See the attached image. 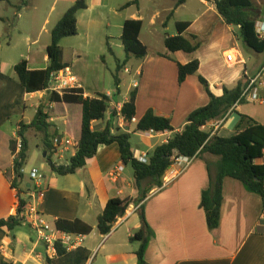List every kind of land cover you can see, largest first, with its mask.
<instances>
[{"label":"crops","instance_id":"0c3cea01","mask_svg":"<svg viewBox=\"0 0 264 264\" xmlns=\"http://www.w3.org/2000/svg\"><path fill=\"white\" fill-rule=\"evenodd\" d=\"M130 1L132 0H122L118 5H113L110 0H86L87 9L78 13L77 26L78 34L84 30L88 46L83 51L75 50L76 58L69 69L82 84L85 97L94 98L98 94H107L111 98L110 109L105 119L94 122L92 128L97 131L109 128L114 136L121 133H129L135 137L141 135L143 144L141 147L136 145L133 147L132 137L130 139L131 150L135 158L139 159L141 155L149 156L156 146L167 143L174 134L184 130L190 114L209 103L210 97L205 86L200 82L199 76L206 79L212 93L220 97L224 93V87L233 89L246 77L257 75L264 65V59L260 61L257 58L259 53L244 45L239 35V28L228 25L224 21L215 7V0H185V3L180 5L177 0H141L138 5H132L126 8V12H122L123 7ZM165 1L172 3L174 7L161 10V2ZM145 2L153 5L152 26H156L157 21L166 12L168 15L167 21L163 23L164 27H167L168 22L174 17L176 26L178 22L189 23L190 26L183 35L187 39L196 36V42L201 44L199 50L193 54H186L184 51L169 53L168 50L167 52H150L149 47L142 42L140 34V41L148 48L147 56L138 59L136 56L127 57L126 55L121 61L116 57L113 43L109 40L114 36H106L105 48L111 56H114V63L110 64L105 55V49L102 47L95 50L96 54L91 63L89 60L90 48H93L91 32L97 31L100 25L108 22L106 35H115L114 33L109 34L112 25L111 18H116L118 22L114 26V31L118 34L120 30V40L126 21L140 20L145 27V21L141 15V7ZM74 4L72 3L63 10L58 22ZM259 9L261 12L259 23H264V4H259ZM177 34L178 32L168 36ZM68 39L64 38L61 41L63 47V42ZM40 43L39 35L29 46L30 53L24 59L28 61L30 70H46L49 66L47 55L49 46L39 49ZM118 47H123V44ZM230 52L235 55L236 62L227 61L226 55ZM79 54L82 55L79 56ZM253 55L257 57L253 59ZM193 60H198L200 63L199 73L189 76L186 81L179 84L178 64L187 65ZM125 61L127 64L124 72L131 75L133 85L129 87L126 97L120 100L121 85L118 92L111 89L104 90L100 88V84L113 77L114 71L116 72L118 68L117 62L122 64ZM16 65H6L7 72L0 70V219H8L16 215L19 207L18 191L12 185L15 174L11 141L18 138L17 130L20 123L28 125L32 122L37 114L38 106L47 99L48 95L45 91L28 94L19 83L16 72H9ZM128 69L130 72H127ZM89 81L97 85L93 93L85 87ZM135 88L138 94L135 117L137 122L148 110L152 109L160 117L171 120L173 131L161 134L136 133V123L124 122L125 120L118 115L116 108L122 107L128 101ZM61 105H64L66 110L63 116L65 118L63 132H60L56 125L60 117L55 114V108ZM70 111L75 113L78 123L76 131L71 127ZM49 115L51 125L49 135H55L50 138L51 140L61 133H65L72 139H80L81 106L53 104ZM242 115L251 117L257 123L264 125V104L242 103L224 117V123L216 132V136L233 137ZM212 124V122L207 124L205 129L210 131ZM25 137L28 140V148L30 139L34 138L37 141L40 139L39 144L45 150V134L28 129ZM74 155L75 149L70 159ZM63 158L64 156L60 157V159ZM217 160V157L204 154L196 158L191 167L177 178L173 177V173L168 170L165 174L169 183L165 189L159 193L153 190L141 204L133 202L123 218L121 227L117 229L116 225L112 233L107 236L100 234L97 222L108 201L113 198L135 201L138 198L133 172L125 175L128 165L121 160L118 145L99 146L96 156L74 175L65 177L57 175L51 171L49 167L51 163H48L47 168L52 177L49 181L47 178L44 179L48 185L44 182L41 190L43 193L39 201L41 214L52 223H56L58 219L69 222L80 220L90 226L92 232L86 235L87 244L88 239L95 236L96 230L98 232L92 243L85 244L83 248L69 253L64 258L58 257L52 260L51 264H61L62 261H65L63 264H67L66 262L70 259L85 260L84 264H89L93 258L94 249L96 250L104 240L103 247L106 244L108 246L102 262L137 264L136 252L140 244L136 242V246L129 239L141 229L140 216L143 211L148 225L155 233L147 248V264H264L263 202L260 195L248 191L240 181L229 177L225 179L220 226L213 231L207 227L206 215L200 206L201 194L208 189L210 183L207 164L214 165ZM69 163L70 160L66 165ZM257 164H264V157L257 161ZM120 167H123V170L118 173ZM23 175L24 178L20 181L19 188L23 191V199L27 201L29 192L25 190V187L31 188L33 183L30 179H26L25 172ZM58 176L65 179L66 184H63ZM91 218L93 222L88 220ZM122 227H124L123 230H121ZM100 237L104 239L96 244ZM5 260L13 264H48L49 258L46 247L38 244L33 229L28 225H23L15 232L0 228V264Z\"/></svg>","mask_w":264,"mask_h":264},{"label":"trees","instance_id":"16d2710c","mask_svg":"<svg viewBox=\"0 0 264 264\" xmlns=\"http://www.w3.org/2000/svg\"><path fill=\"white\" fill-rule=\"evenodd\" d=\"M6 0H0L4 2ZM30 0H21L18 7L20 11L26 8ZM141 0H132L127 3L123 9L132 5H138ZM178 5L185 3V0H177ZM258 0H215V7L228 25L239 28V35L244 45L259 54L264 53V39H260L257 33V22L260 21V9L257 7ZM260 1V0H259ZM264 1V0H263ZM87 9L86 0H77L75 4L66 11L61 20L51 31V44L47 48L49 66L46 70H30L27 60H23L15 66L19 83L28 94L46 91L53 73L71 67V63L65 57V49L61 45L64 38H72L78 35V13ZM190 24L187 22L177 23V32L175 36L165 37V47L169 53L184 51L186 54L197 52L201 46L196 42L197 37L191 36L187 39L183 33ZM143 22L140 20H128L123 26L121 42L127 57L133 55L138 59L147 56L148 48L140 41V34ZM110 51V49H109ZM169 58L168 56H163ZM127 62H117L118 68L113 73V78L117 91L120 90L121 73ZM200 63L193 60L189 64H178V82L182 84L189 76L199 73ZM202 85L210 97L209 103L198 108L188 117V123L184 130L173 135L167 143L156 146L149 155L148 163H142L135 158L131 150L130 139L132 134L121 133L112 135L109 128L103 131H97L92 128L94 122L104 120L110 109L111 98L107 94H98L94 98L85 97L82 89L68 90L62 94L51 93L47 99L38 106L37 114L28 125L19 124L17 130L18 137L22 138V149L18 157L14 160V174L12 180L13 187L18 191L19 207L16 215L8 219H0V228H7L10 232H15L18 228L25 225L23 213L26 209V200L23 199V191L19 188L20 181L24 178L23 169L28 161V144L25 132L28 129H34L45 134V151L52 172L69 176L74 175L79 169L87 165L90 159H93L101 145L117 144L121 154V160L126 165H131L133 170L135 187L138 198L132 199L113 198L108 201L102 215L98 217L97 227L102 236L112 233V230L118 219L126 216L130 205L135 202L141 204L149 194L156 188L163 187V178L167 170L173 164L174 158L183 157H202L204 154L217 157L214 165L208 166L209 187L201 194V208L206 215V224L210 231L216 230L220 226L222 217L221 208L224 195V181L227 177L240 181L244 187L257 195H260L264 207V164H257V161L264 157V125L257 123L253 118L242 115L241 122L237 126L236 134L233 137L224 138L211 136L210 131L205 129L206 125L223 119L234 105L240 100L243 90L246 86V79L239 82L236 87H224V93L218 97L214 95L206 79L199 76ZM137 89L135 88L124 103L120 115L126 123H131L137 115L136 98ZM243 102H241L242 104ZM53 104L79 105L82 107L81 137L76 140L75 155L70 159L69 165L57 164L51 160L50 154L51 142L49 130V111ZM171 120L160 117L152 109L148 110L143 118L138 121L135 132L145 133L153 131L155 133H165L173 131ZM16 139L11 141V148L15 151ZM30 188L25 187L29 192ZM143 209V205H141ZM144 211L142 212V227L132 236L130 242L139 243V249L136 252L138 258L137 264H147L146 252L150 241L155 233L148 225ZM56 226L59 230L66 233H85L90 235L92 228L80 220L74 222L58 219ZM69 253L58 248V257L64 258ZM52 259L48 260L51 264ZM2 264H13L7 260Z\"/></svg>","mask_w":264,"mask_h":264},{"label":"rangeland","instance_id":"374dc122","mask_svg":"<svg viewBox=\"0 0 264 264\" xmlns=\"http://www.w3.org/2000/svg\"><path fill=\"white\" fill-rule=\"evenodd\" d=\"M77 0H30L27 7L18 10L19 5L21 4V0H6L4 2H0V70L3 72H7L8 68L6 65L8 64H18L21 63L26 57H28L30 51L29 46L32 42H34L38 36L40 35L41 43L38 45V48H43L45 46H50L51 44V35L50 31L53 28L55 24H57L60 14L63 12V10L70 6L72 3H75ZM113 5H118L122 0H110ZM124 1V0H123ZM257 7L259 8V4H264L263 0H258L256 2ZM171 7H174V5L168 1L161 2L160 9H170ZM153 5L149 2H145L142 4L141 7V15L144 18L145 27H143L142 33H141V40L143 43H145L149 49L150 52H167V49L164 45V38L167 35H173L177 32V26L175 17L168 22V26L164 27L163 23L167 21V12L162 13L163 16L161 19L157 21L156 26L151 25V16H152V10ZM126 9L122 10L125 11ZM183 10V9H182ZM126 12V11H125ZM125 14V13H124ZM182 17V16H181ZM49 22L48 24L46 22ZM110 22L112 23L109 34H115V35H106V26L107 23L104 25H100V28L95 31L91 32L92 36V49L90 48V57L89 60L91 63H93L92 59L95 57L96 49H100L101 47L105 49V55L108 58V61H110V64L114 63V56H111L108 53V50L105 48V41L107 40L106 36H114L113 38L110 37V43H113V48L116 57L123 61L126 57V54L124 52L122 46L121 40L119 39L120 30L118 34H116L115 30V24L118 23L116 18H111ZM29 39V41H28ZM88 39L86 38V34L84 30H81L78 36L69 38L68 40H65L63 42L64 49H65V57L68 62L73 65L75 56V50L83 51L88 46ZM82 54H79V56ZM258 56V57H257ZM253 55L252 58L255 59L256 57L259 58L260 61L264 59V53L259 55ZM24 57V58H23ZM135 61L133 57V62ZM15 68L12 67V69L9 72H14ZM0 71V72H1ZM114 73H116L114 71ZM119 77L122 80L121 84V91H122V97L120 100H122L124 97H126V94L128 93V89L130 86H132V78L131 75L124 72V70L119 73ZM86 89H88L90 92H94V90L97 88L96 84L87 82L85 84ZM100 88L104 90H114L117 91L114 78L110 77L109 79H106L104 82L100 84ZM252 104V103H250ZM258 105V104H255ZM66 113V110L64 108V105L57 106L55 108V114L56 116L60 117L56 121V125L59 127V131L63 132L65 129V126L63 124L65 118L63 117ZM55 116V117H56ZM70 117H71V127L72 130H77L78 123L75 118V113L73 111H70ZM65 134V133H61ZM55 135H50L51 137H54ZM142 139L140 136H132V146H142ZM40 139L37 141L36 139L32 138L30 139V146H29V153H28V161L27 164L24 166L23 173L25 172V177L27 180L30 179V181L33 183L34 181L30 178V171L33 168H36L40 171V175L43 176L42 184H44V179L47 178L49 181L51 179V173L48 171V163L49 160L47 157H45L46 151L43 149V146L39 144ZM74 151V148L70 150V153L65 154L63 159H60L57 155H52L51 160L53 162H57L60 164L66 165L68 161L70 160V157ZM132 166L128 165L126 167L125 175L132 174ZM58 175V174H57ZM59 177V176H58ZM60 181H63V184L65 183V179L59 177ZM46 185H48L45 182ZM96 214V212H95ZM90 222L91 219H88ZM121 225L117 228L119 229ZM125 227V226H124ZM124 227L121 228V230L124 229ZM115 232V230L113 231ZM98 232L96 230L95 236L88 239V244L92 243V241L97 237ZM101 238V237H100ZM98 238V241L103 240ZM105 243V240L97 247L96 250L94 249V246L92 248L94 249V254L91 262L89 264H106L103 261L105 250L108 244L103 247ZM87 244V243H86ZM87 244V245H88ZM137 243H134L136 245ZM137 246V245H136ZM96 260V261H95ZM85 260H76V259H70L66 263L67 264H84ZM65 263V261H62L61 264Z\"/></svg>","mask_w":264,"mask_h":264},{"label":"built area","instance_id":"2783aa9c","mask_svg":"<svg viewBox=\"0 0 264 264\" xmlns=\"http://www.w3.org/2000/svg\"><path fill=\"white\" fill-rule=\"evenodd\" d=\"M257 33L260 39H264V23L257 22ZM226 59L229 62H236V57L233 52L227 53ZM127 72H130L128 69ZM82 89V84L77 77L72 73V70L65 68L62 71L53 73L49 82L48 89L45 91L46 94L58 93L62 94L68 90H79ZM243 103L252 104H264V65L261 67L257 75L246 77V86L243 90L240 100L234 105L229 111L233 112L239 105ZM118 109V111H117ZM122 107L116 108V111L120 113ZM124 119V118H123ZM125 122V121H124ZM131 123H138L136 118H133ZM212 128L210 130L211 136H216V132L220 129L224 123V118L215 120L212 122ZM146 134L155 133L153 131H147ZM76 141L70 136L61 134L57 135L52 142V149L50 154L63 157L66 153L70 152L72 148L75 149ZM22 149V138L16 139L14 160L19 156ZM195 157H183L178 156L174 158L173 164L169 169V172L173 173V177L177 178L183 175L193 164ZM142 163H148L149 156L141 155L138 159ZM123 167L118 168V173L122 172ZM168 171V170H167ZM30 178L34 181L32 187L29 189V197L26 201V209L23 213L25 225L30 226L36 234V240L38 244L43 245L47 249V255L49 259L58 258V248L66 250L68 253L75 252L80 248H83L86 244L87 236L84 233H66L58 229L55 223L47 220L44 215L41 214L39 209V201L43 197V176L40 175V171L36 168L31 169ZM115 178V175H114ZM171 182V180H170ZM169 183L167 175L163 178V187L158 189L156 192H161ZM136 212V210H135ZM127 215V214H126ZM125 217V216H124ZM124 217L118 219L117 227H119ZM114 226V227H115Z\"/></svg>","mask_w":264,"mask_h":264},{"label":"water","instance_id":"95a60500","mask_svg":"<svg viewBox=\"0 0 264 264\" xmlns=\"http://www.w3.org/2000/svg\"><path fill=\"white\" fill-rule=\"evenodd\" d=\"M45 157H47V153H45V155H44ZM49 163H51V162H49Z\"/></svg>","mask_w":264,"mask_h":264}]
</instances>
